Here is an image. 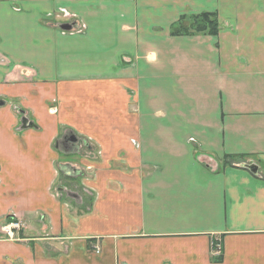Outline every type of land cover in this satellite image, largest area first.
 Masks as SVG:
<instances>
[{"label": "crops", "instance_id": "0c3cea01", "mask_svg": "<svg viewBox=\"0 0 264 264\" xmlns=\"http://www.w3.org/2000/svg\"><path fill=\"white\" fill-rule=\"evenodd\" d=\"M8 217L0 264H264V0H0Z\"/></svg>", "mask_w": 264, "mask_h": 264}, {"label": "trees", "instance_id": "16d2710c", "mask_svg": "<svg viewBox=\"0 0 264 264\" xmlns=\"http://www.w3.org/2000/svg\"><path fill=\"white\" fill-rule=\"evenodd\" d=\"M219 31V25L215 14L201 13L195 16H182L178 22L172 26V36H192V35H209L216 36ZM226 157L224 165H228Z\"/></svg>", "mask_w": 264, "mask_h": 264}, {"label": "rangeland", "instance_id": "374dc122", "mask_svg": "<svg viewBox=\"0 0 264 264\" xmlns=\"http://www.w3.org/2000/svg\"><path fill=\"white\" fill-rule=\"evenodd\" d=\"M64 172L65 173H63L62 171L60 172L58 182L54 184L53 191L56 193V195L60 198H63L66 202H71L72 207H75L76 205V202L74 201L73 198V195L75 194H77L80 197L82 196L84 198V201L86 199L87 202H89L90 194L87 192V190L85 191L86 188L83 187L79 179H72L71 177L74 174H71L66 170ZM12 222H13L12 217H8L0 223V227L2 228L3 226L8 225ZM22 228H23L22 225H20V228L18 229L19 231L18 230L15 231L14 239H8L7 237L6 238L11 241L19 239L23 230ZM1 234L4 235L3 232H1Z\"/></svg>", "mask_w": 264, "mask_h": 264}, {"label": "water", "instance_id": "95a60500", "mask_svg": "<svg viewBox=\"0 0 264 264\" xmlns=\"http://www.w3.org/2000/svg\"><path fill=\"white\" fill-rule=\"evenodd\" d=\"M60 29L63 31H72L73 26L71 24H62L60 25ZM21 124L23 128L32 127V123L28 122L26 118H22ZM244 168L248 169L251 173L256 174L258 171V167L255 164H245L243 165Z\"/></svg>", "mask_w": 264, "mask_h": 264}, {"label": "built area", "instance_id": "2783aa9c", "mask_svg": "<svg viewBox=\"0 0 264 264\" xmlns=\"http://www.w3.org/2000/svg\"><path fill=\"white\" fill-rule=\"evenodd\" d=\"M20 228V224L17 222H12L8 225H5L2 227V232L4 233V235L8 238V239H14V233L16 230H18ZM19 231V230H18ZM217 247L219 248L220 246L217 245ZM94 252L96 254L100 253V249L97 247H94Z\"/></svg>", "mask_w": 264, "mask_h": 264}, {"label": "flooded vegetation", "instance_id": "af4514ba", "mask_svg": "<svg viewBox=\"0 0 264 264\" xmlns=\"http://www.w3.org/2000/svg\"><path fill=\"white\" fill-rule=\"evenodd\" d=\"M68 141L71 142V140L69 139V137H68V139H67V137H66V142H68Z\"/></svg>", "mask_w": 264, "mask_h": 264}]
</instances>
